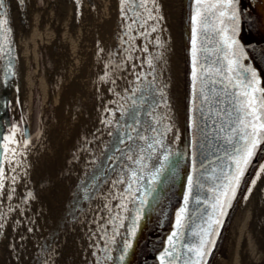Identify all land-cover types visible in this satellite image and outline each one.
<instances>
[{"label": "water", "instance_id": "1", "mask_svg": "<svg viewBox=\"0 0 264 264\" xmlns=\"http://www.w3.org/2000/svg\"><path fill=\"white\" fill-rule=\"evenodd\" d=\"M7 1L4 8L8 13ZM160 3L159 15L163 18L157 24L147 25L143 36L137 33V41L133 39L124 46L115 45V38L109 37L112 26L116 25V17L111 21H107L105 16L102 19L101 38L109 44L110 58L117 60L126 54L128 48L134 55L130 58V66L125 67L119 78L113 68L111 81L115 82L111 88L110 84L106 87L109 78L104 74L99 77L96 73L86 72L89 76L93 75L92 87L98 92L99 87H102L100 94L103 96L100 95L99 103L92 109V119L83 131L84 137L86 135L85 145L83 141L80 144L85 148L82 150L79 145L74 147L79 149L82 161L80 166L77 165L79 168L75 171L73 183L66 187L62 201L51 206L46 214V226L40 230V239L26 264H44L67 233L72 238H83L72 249H68L67 254L71 252L72 257L66 264H195L196 254L188 249L199 246L204 230L209 228L210 223L216 233L212 237L215 244L211 245L209 255L201 264H223V258L226 259L224 252L227 250L224 243L232 239L236 224H239L246 210H250L254 224L252 228L255 224L257 226V211L264 202V144L260 145V150L246 166L235 194L229 192L225 198L222 195L227 183L225 173L231 164L228 154L241 142L227 144L222 137L231 134L226 131L220 134L221 138L213 137L206 141L200 137L203 143V147H200L197 143L198 134L190 126L192 18L198 7L208 17L209 29L205 33L207 39L202 56L211 52V60L220 57L218 67L226 66L223 56L227 50L220 43L221 36L212 29L213 24L221 27L216 17L222 9L217 7L205 11L217 0H204L199 6L195 0H160ZM19 5L22 6L20 2ZM237 11L239 14L234 24L225 21V26L235 29L243 45L237 49L239 67L235 72L251 77V72L245 73L243 69H252L257 73L259 86L264 88V0H241ZM113 16L112 13L111 18ZM153 27L157 29L155 32L152 31ZM144 48L148 51L144 52ZM217 48L223 50L217 52ZM153 56L159 57L153 61L155 84L167 85L171 120L165 123L174 122L172 130L163 137V147L157 145L154 152L147 150L145 141L138 140L137 144H133L127 140L129 134L136 137V130L148 138L157 137L152 127L163 130L157 120L161 112L168 110L157 107L156 115L149 114L159 99L158 92L154 93L148 86V81L153 77L148 75L150 69L146 59ZM140 72L147 76L142 84L136 81L135 74ZM18 80L20 93L26 99L24 82L21 78ZM99 81H102V86ZM6 87H0V168H3L5 158L1 141L5 131L3 118L8 115ZM136 88L143 90L146 103L134 107L128 98L130 92L126 89ZM154 95L156 100L153 99ZM58 109V112L69 111L66 108ZM228 120L225 117V121ZM46 126L41 125L40 128L44 134ZM24 129L27 139H30L28 123ZM121 139L125 142L120 143ZM129 145L134 150L143 149L142 154L148 157L143 161L142 168L126 158L131 154L128 152ZM165 154L169 155L168 161L163 160ZM66 159H72L73 165L79 160L70 156ZM161 164L165 167L153 182L152 175ZM132 168L138 172L136 183L131 180ZM189 177L192 178L191 184ZM121 180L124 183H120ZM103 185L106 188L102 190L100 200L96 201ZM218 199L225 202L224 216H219V210L213 208ZM181 209L184 211L181 212ZM178 219L180 225L177 224ZM216 219L221 220L219 225L212 223ZM133 228L135 236L132 235ZM173 233L177 235L170 244L169 237ZM128 243L132 244L131 248L127 247ZM168 252H171V256L166 255ZM122 255L124 259H120Z\"/></svg>", "mask_w": 264, "mask_h": 264}, {"label": "bare ground", "instance_id": "2", "mask_svg": "<svg viewBox=\"0 0 264 264\" xmlns=\"http://www.w3.org/2000/svg\"><path fill=\"white\" fill-rule=\"evenodd\" d=\"M76 1L51 0V9L44 10L45 19L51 25H45L41 33L42 41L47 43L49 49L39 88L44 101H51L55 110L44 136L29 151L20 147L6 153L3 166L5 176L0 179L5 185L0 190V223L4 225L0 231V264L28 262L40 239L39 232L46 226L47 213L51 206L62 201L66 187L73 183L75 171L82 161L79 149L74 147H81L82 141L85 145L86 135L84 137L83 131L92 119V109L99 103L100 95L103 96L100 94L102 87H99V92L92 87L93 75L89 76L86 72L96 73L99 77L104 74L109 78L106 87L110 84L111 88L113 68L119 78L134 55L128 48L126 54L117 60L110 58L109 44L101 38L102 19L111 14L107 6L110 0H79V5ZM21 4V7L13 4L14 20L10 19L5 8L0 9V12L5 13L0 16V20H8L7 25L0 24V81L12 71L14 79L23 80L31 101L33 80L29 61L33 51L29 47L32 46V25L37 23L39 14L35 6L30 23H23V17L17 16V13L27 8V0ZM13 26L15 28H9ZM91 60L93 62L89 64ZM87 64L89 66L86 68ZM99 85H103L102 81H99ZM58 107L69 111L58 112ZM67 156L78 158L77 164H71L72 159H66ZM105 188L104 185L100 188L96 201L100 200ZM257 214L258 224L253 227L256 233L251 234L245 250L239 253L242 250V232L252 222L250 210L244 212L239 224H236L230 243H224L227 250L224 252L226 259L223 258V264L264 262V202ZM82 238H72L67 233L44 264L70 262L72 254H67L68 249H72Z\"/></svg>", "mask_w": 264, "mask_h": 264}, {"label": "snow or ice", "instance_id": "3", "mask_svg": "<svg viewBox=\"0 0 264 264\" xmlns=\"http://www.w3.org/2000/svg\"><path fill=\"white\" fill-rule=\"evenodd\" d=\"M128 0H121L122 5L127 4ZM155 3V0H153ZM199 6L204 3V0H195ZM241 0H217L216 4L211 5L209 9L205 11H211L213 8L219 7L222 9L219 11L216 19L221 27L212 25L213 31L221 36L220 43L223 45L224 52L223 60L226 61V66H217L220 62L218 56L216 60H211V52L207 55H203L205 52L204 41L207 39L205 33L209 29L208 17L198 7L196 15L193 19L192 37H191V90H190V103H191V128L198 134L197 143L200 147H203V143L200 141V137L204 140H210V138H221L220 134H225L222 138L227 144H233L236 141L241 142L239 147L233 148V152L228 154V158L231 161L229 171L225 173V179L227 183L224 185V193L222 194L227 198L228 193L233 195L236 192V186L241 182V178L244 175L246 166L250 163L254 154L260 150V145L264 144V88L259 86V80L257 79V73L250 68H244L245 73L251 72V77L247 75L241 76L235 72V69L239 67V57L237 56V49L243 47L240 44L239 38L235 29H230L225 26V21L235 23L238 16V8ZM23 3V0H20ZM140 6L146 7V0H140ZM5 7V0H0V9ZM158 4H156V10L158 11ZM122 11L124 9L122 8ZM149 11L148 19H162L163 17H154L151 15L152 10ZM242 11V10H241ZM5 13L0 12V16ZM136 21L133 20V23ZM0 24L7 25L8 20H0ZM2 30V29H0ZM157 29L152 28L155 32ZM231 32V35L229 34ZM156 39V38H154ZM223 49L217 48L216 51H222ZM144 52L148 49L144 48ZM159 59L158 56L149 57L146 59L148 68L150 69L148 75L153 79L148 81V86L153 89L154 93L159 94V99L156 100L155 95L153 99L156 100L153 105V112L150 115L155 114V108L160 107L167 109L168 111L161 112L157 123L162 126V129L152 127L151 130L157 132V137L148 138L140 135V130H136V137L131 134L127 135V140L132 141L133 144H137L138 140L145 141L147 143V150L154 152L156 146L163 147V137L167 131L172 130L174 122L165 123V121L171 120L170 105L167 100L166 84L156 85L155 66L153 61ZM133 69L135 64L132 65ZM136 81L141 84L147 80V76L143 72L136 73ZM107 76V74H106ZM101 79H105L102 77ZM115 81H112L114 83ZM130 92L128 97L132 101V105L135 107L140 103H146V97L142 89L136 88L126 89ZM233 114H235L233 118ZM134 115V113H133ZM225 117L229 120L225 121ZM110 124V121H106ZM124 139L120 140V143H124ZM129 154L126 158L133 163L143 167V161L148 159L142 152L143 149L134 150L132 145H129ZM164 161L169 160V155L165 154ZM165 165L161 164L160 168H157L152 175V181L155 182L164 169ZM5 172L3 168H0V177H4ZM15 180V177L12 178ZM138 179V172L135 168L131 169L132 183H136ZM124 183L123 180L119 181ZM192 183V178L189 177V184ZM5 185L0 180V190L4 189ZM131 185H129V190ZM31 195V193H29ZM187 202V197L185 198ZM225 202L217 200V203L213 205L214 209L219 210V216H224ZM184 209H181L183 212ZM75 219V217H73ZM182 219V217H181ZM219 225L220 219L212 221ZM177 224L180 225V219L177 220ZM3 224L0 223V231L3 229ZM31 231V229H29ZM212 224H209V228L204 230V235L201 237L199 246L196 248L189 247V252H195L196 261L195 264H201L206 256L209 255L211 245L215 244V239L212 237L215 235ZM132 235L135 236V228L132 230ZM177 234L173 233L169 237L170 244L173 243V237ZM57 240L59 237L56 238ZM128 248L132 247L131 243H128ZM171 256V252L166 253ZM120 259H124L122 255ZM163 260V258H162Z\"/></svg>", "mask_w": 264, "mask_h": 264}, {"label": "rangeland", "instance_id": "4", "mask_svg": "<svg viewBox=\"0 0 264 264\" xmlns=\"http://www.w3.org/2000/svg\"><path fill=\"white\" fill-rule=\"evenodd\" d=\"M18 0H9L6 2L7 9H9L10 19L14 20L15 14L14 9L15 6L13 4L16 3V5H19L17 3ZM30 1V3H29ZM79 1V0H77ZM110 5L108 11H111V14L107 16L108 20L111 21L112 19H115L116 17V25L112 26L111 33L109 34V37L112 39L115 38L113 43L116 45L119 44V46H124L126 43L131 42L133 39L137 41V33L138 35L143 36L144 29L147 25L151 24H157L160 19H148L149 11L152 10L151 15L154 17L159 16L160 12L159 7L158 11L156 10V4L161 5L160 0H155V3L153 0H146V7L140 6V0H128L127 4L122 5L121 0H113L112 4L113 7ZM34 2V4H32ZM54 2H57V0H54ZM79 5V4H78ZM20 6V5H19ZM36 6V7H35ZM21 7V6H20ZM34 7L38 11V18L37 23L32 25V46L29 48H32V56L30 57L29 61V70L32 74V80H33V87H32V100L30 101L28 97L26 96V101H28V108L31 112L32 107L35 108V122H34V132L35 135L33 139L29 143H25L24 140L21 138L20 135H16L15 138H12L11 141L8 143L7 152H11L13 149L17 148H24L25 151H29L30 148L38 141L42 139L44 136L43 131L40 129L41 125H46L51 121V118L53 116L52 112H54L55 107L53 106L52 102L47 103L44 101V98L41 94L40 88H39V81L43 73L45 72V58L47 55V51L49 49L47 43L42 41V35L41 33L44 31V26H49L50 21L48 22L45 19L46 12L44 10L51 9V0H27V8L26 10H20L17 13V16L23 17V23H30L31 20V13L34 10ZM122 8L124 11H122ZM114 9V10H113ZM112 13L114 14L113 18H111ZM133 20L136 22L133 23ZM11 28H15L14 26ZM115 33V36H114ZM136 35V36H135ZM135 36V37H134ZM113 47L112 49H114ZM46 107V109H45ZM34 111V109H33ZM51 116V118H50ZM252 223L247 224L246 228L242 232V240H241V248L242 250L239 253H242L246 245H248L251 234L256 233L255 229L252 228ZM264 264V262L260 263Z\"/></svg>", "mask_w": 264, "mask_h": 264}, {"label": "flooded vegetation", "instance_id": "5", "mask_svg": "<svg viewBox=\"0 0 264 264\" xmlns=\"http://www.w3.org/2000/svg\"><path fill=\"white\" fill-rule=\"evenodd\" d=\"M18 81L14 79L12 71H9L7 78L0 81V87L7 86L5 95L7 96V117L3 118L5 131L1 141L3 153L6 156L8 143L16 135H20L25 143H29L34 135V122H35V108L32 107L31 112L28 108V101L24 99L20 93ZM34 109V111H33ZM28 123L30 126V139H27V134L24 125ZM5 159V158H4Z\"/></svg>", "mask_w": 264, "mask_h": 264}]
</instances>
